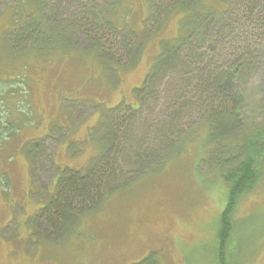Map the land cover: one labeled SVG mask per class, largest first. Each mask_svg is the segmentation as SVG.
I'll return each mask as SVG.
<instances>
[{
	"label": "rangeland",
	"instance_id": "obj_1",
	"mask_svg": "<svg viewBox=\"0 0 264 264\" xmlns=\"http://www.w3.org/2000/svg\"><path fill=\"white\" fill-rule=\"evenodd\" d=\"M46 1L50 23L60 21L71 25L65 32L72 38L63 34L69 37L70 49L64 52L59 47L56 54L54 51L49 54V50H44L43 31L25 36L14 50L13 40L8 44L4 40V52L0 45V73L23 76L30 92L35 86L34 95L29 99L32 110L24 121L17 114L23 124L20 122L18 126L16 120L13 136L0 151L4 159L2 169L9 177L8 183H0V264H130L149 252H157L161 264H218L216 229L226 204V189L217 174L210 173L209 167H198L205 154L200 148V141L206 135L201 128L203 111L191 104L194 100L190 96L185 100L192 106H182V98L176 93L179 80L189 72L186 71L188 47H182L169 60L166 72L149 84L143 96L136 91L160 54L162 42L168 41L166 45L171 46L170 40L178 33L177 21H182L184 14L170 15L160 28L152 22L144 28L147 21H155L148 11L149 0ZM156 1L164 6V1ZM199 3L207 18L216 14L221 19L228 8L226 0H200ZM20 7L18 0H0L2 44L1 37L8 28L23 25ZM228 10L232 11L230 6ZM93 15L101 26L91 22L96 21L92 20ZM239 16L231 19L234 30L223 36L232 45L243 42L245 21L239 20ZM105 21H110L109 27L119 29L125 27L122 21H127L138 35L137 43L127 47L126 34L115 37ZM211 37L208 32L204 38L195 40L207 50L220 42ZM246 40L250 39L246 37ZM90 42L103 45L122 68H117V72L108 66L105 70L86 71L100 65ZM32 46L43 52L33 53L28 49ZM248 47L253 58L243 64L236 86L245 99L243 120L258 123L264 115V32ZM92 80L98 81L99 86L91 85ZM140 103L134 121L129 123L122 116L117 122L118 128L124 123L119 128V136L124 128H129L134 143L139 140L143 148L156 149L161 124L169 122L177 113L174 121L178 131L187 139L196 131V137L199 135L201 139L187 143L180 156L168 159L161 173L139 179L127 190L112 196L98 210L74 223L70 231L65 226L56 232L59 236L66 233L61 242L37 240L28 234L26 227L41 202L45 203L54 192L59 168L79 169L98 155L97 143L103 128L100 130L97 126L103 120L102 113L117 105H121L123 112L122 104L130 109ZM12 104H18L17 100ZM24 105L23 102L20 107ZM39 143L42 145L37 147ZM119 143L121 147L126 145L124 141ZM134 143L125 149L130 151ZM29 150L38 154L33 165ZM236 218L241 223L230 238L227 262L264 264V183L242 199Z\"/></svg>",
	"mask_w": 264,
	"mask_h": 264
},
{
	"label": "trees",
	"instance_id": "obj_2",
	"mask_svg": "<svg viewBox=\"0 0 264 264\" xmlns=\"http://www.w3.org/2000/svg\"><path fill=\"white\" fill-rule=\"evenodd\" d=\"M162 1H164V6L156 0H149L148 11L155 21H147L144 28L148 26V22L156 23V26L160 28L170 15L179 16L183 13L184 16L182 21H177L178 33L175 38L170 40L171 46L166 45L168 41L162 42L160 54L152 69L149 70L142 86L136 91L140 97V93H143V96L149 89V84L155 79L159 80V77L166 72L169 60L182 47H188L187 59L189 62H187L188 69L186 71L189 72L186 74L187 77L179 80V91L176 93L180 99L182 98L180 100L183 101L182 106L190 105L185 100L190 96L194 100L191 104L199 106L205 115L201 128L205 129L204 134L206 135L200 141V148L205 150V154L198 167H209L210 173L217 174L224 182L226 204L219 216L216 229V256L218 264H229L226 259L228 258L227 249L230 238L241 223L236 218L239 204L245 196L256 191L264 183V115L258 123H245L242 118L245 99L241 90L236 86L243 66L247 60L253 58L252 49L248 45L257 42L264 32V0H226L228 8L224 11L225 15L221 19H217L216 14H211L208 17L210 21H206L207 14L200 10L204 8L200 5V0ZM18 6H21L23 11L21 17L23 25L8 28L1 37L3 42L5 40L8 44L13 40L11 48L14 50L19 42L24 41L25 36L43 31L45 35L42 40L46 45L44 50H49V54H52L53 51L56 54L59 47L64 52L66 49H70L67 44L69 42L67 36L71 37V34H66L65 31L71 25H63L60 21L50 23V17L45 11L48 6L46 0H18ZM229 6L232 11L228 10ZM236 15H240L239 20L245 21L244 35L241 38L243 42L236 41L232 45V41L227 42L223 36L226 32L234 30L231 19L236 18ZM96 18L93 15L92 20L96 21L91 22L99 23ZM159 19L161 20L159 21ZM105 22V25L109 27L110 21ZM122 23L125 27H121V29L116 26L109 27L110 33L115 37H118L119 34L120 36L126 34V45L131 47L137 43L138 37L136 36L138 35L131 30L130 23V26L127 21H122ZM96 25L101 26L100 23ZM208 32L212 34V39H220V42L216 47L204 50L195 39L204 38ZM246 37L250 40L247 41ZM37 38L39 39V37ZM5 42L4 44L0 42L3 52L5 51ZM90 43L91 47L95 49L93 53L98 57L97 61L101 66L98 64L99 66L87 68L86 71L90 69L97 71L99 68L105 70L108 66L117 72V68H122L113 59L114 56L111 58L112 55L103 45H97L96 42ZM51 44H54V48L51 47ZM30 48L36 54L43 52H40L39 48L35 46L28 49ZM138 49L141 50L139 47ZM235 60L236 63L232 65ZM76 71L80 73L78 69ZM97 83L98 81L94 83L92 80L91 85L99 86ZM34 87L30 92L29 85L23 83V76H16L12 72L10 75L0 73V151L13 136L17 126L16 120L20 126V122L23 124L27 113L32 110L33 104L29 99L34 93ZM15 100L18 104H12ZM23 102L25 105L20 107ZM140 105L141 103L137 108L128 109L127 104H122V107H125L123 112L120 110L121 105H117L114 109H109L107 113H102L103 120L97 126L100 127V130L103 128L97 143L98 155L92 156L89 162L79 169L59 168L61 171L55 179L54 192L45 203L41 202V207L37 210L29 227H26L28 234L33 235L37 240L61 242L62 239L64 240L62 236L66 233L63 235L60 233L59 236L56 232H61L65 226L66 230L70 231L74 223L98 210L112 196L127 190L139 179L161 173L168 159L180 156L187 143L201 139L199 135L196 137V131L191 133L188 139L181 131H178L174 121L178 116L177 113L174 117H170L169 122L161 124L162 133L156 149L143 148L139 140L134 143L132 140L135 138L129 128H124L123 134L120 133L121 136H119V128L124 127V123L118 128L117 122L120 118L123 119L122 116L129 123L134 121L138 115L136 110ZM18 113L22 115L23 121H19ZM122 141L126 144L123 145L124 147H121L119 143ZM130 143L134 144L129 151V148L127 150L125 148ZM41 145L39 143L37 147ZM28 152H30L28 157L33 165L38 154L32 150ZM6 158H10V155ZM1 160L4 159L0 156V183H8L9 177L7 172L2 169ZM37 203H40V200ZM51 236H54V239L50 238ZM130 264L161 263L157 252H149L138 262Z\"/></svg>",
	"mask_w": 264,
	"mask_h": 264
}]
</instances>
